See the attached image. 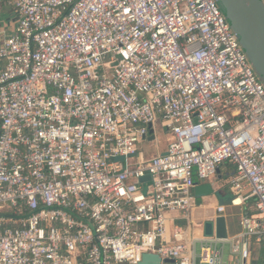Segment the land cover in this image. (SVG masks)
<instances>
[{
  "label": "built area",
  "instance_id": "built-area-1",
  "mask_svg": "<svg viewBox=\"0 0 264 264\" xmlns=\"http://www.w3.org/2000/svg\"><path fill=\"white\" fill-rule=\"evenodd\" d=\"M7 4L17 21L0 33V264H219L218 242L256 264L253 240L264 264V83L217 1ZM157 124L166 145L146 158ZM224 164L241 231L196 254L195 180ZM172 213L186 226L169 232Z\"/></svg>",
  "mask_w": 264,
  "mask_h": 264
},
{
  "label": "crops",
  "instance_id": "crops-1",
  "mask_svg": "<svg viewBox=\"0 0 264 264\" xmlns=\"http://www.w3.org/2000/svg\"><path fill=\"white\" fill-rule=\"evenodd\" d=\"M17 16L13 9L7 4V0H0V33L11 35L16 26ZM156 143V142H155ZM159 144V142H158ZM152 148V145H149ZM153 149V148H152ZM164 148L156 144L153 154L162 153ZM234 167L229 164L221 165L218 168L216 175L206 182H198L195 180V185L209 184L213 190L211 195L197 196L195 188L192 191V212L191 224L189 226V235L194 240L193 248L196 254L199 253L200 247L208 242L216 241L213 237H206L204 235V224L213 221L217 216L216 208L219 205L226 206V213L222 215L225 218L228 238L238 235L241 231L238 224L240 212L238 209L231 208L229 199L231 197L229 191V181L233 175ZM195 186V187H196ZM167 222V230L173 231L175 226H186V221L179 214H169ZM212 238V239H210ZM218 247L222 249V256L219 264H245L238 256H233L230 252V245L228 242H218ZM251 260L253 263L259 264L261 261L260 246L255 240L252 241Z\"/></svg>",
  "mask_w": 264,
  "mask_h": 264
},
{
  "label": "water",
  "instance_id": "water-1",
  "mask_svg": "<svg viewBox=\"0 0 264 264\" xmlns=\"http://www.w3.org/2000/svg\"><path fill=\"white\" fill-rule=\"evenodd\" d=\"M226 17L231 29L250 61L254 72L264 83V5L261 0H216ZM148 141H155L153 129L149 131ZM218 171V170H217ZM149 176L140 181L147 182ZM213 190L209 184L195 187V194L211 195ZM204 235L216 240L228 239L226 222L223 216H217L213 221L204 224ZM172 263V261H166ZM139 264H160L157 255L145 254Z\"/></svg>",
  "mask_w": 264,
  "mask_h": 264
},
{
  "label": "rangeland",
  "instance_id": "rangeland-1",
  "mask_svg": "<svg viewBox=\"0 0 264 264\" xmlns=\"http://www.w3.org/2000/svg\"><path fill=\"white\" fill-rule=\"evenodd\" d=\"M156 138H157V141L159 142L158 146H160L161 148H164V146L166 145L167 136L165 135V132L158 127V124H157V130H156ZM151 143H153L151 144L153 149L149 148V144H145L143 146L142 154L146 158H150L151 156L154 155L153 154L154 145L157 144V142L156 143L151 142Z\"/></svg>",
  "mask_w": 264,
  "mask_h": 264
}]
</instances>
